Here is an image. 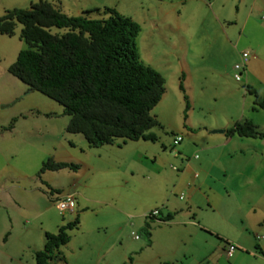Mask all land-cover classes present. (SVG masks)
<instances>
[{
  "label": "rangeland",
  "instance_id": "374dc122",
  "mask_svg": "<svg viewBox=\"0 0 264 264\" xmlns=\"http://www.w3.org/2000/svg\"><path fill=\"white\" fill-rule=\"evenodd\" d=\"M30 1L5 0V8L0 6V12L14 6L27 7ZM50 1L58 4L67 14L83 13L89 17H99L104 15L103 7L110 6L125 15L140 11L141 14L137 12L135 17H144L146 22L148 16L157 17L158 34L147 28L139 39L136 38V46L139 45V58L164 76L165 95L150 109V113L159 122L148 128L156 135V139H124V145L122 139L116 137L110 147L117 152L107 155L114 158L109 172L103 173L99 168L92 170L90 158L96 155L91 153L98 147L103 154L105 151L102 150L107 148V143L89 145L82 133L65 130L68 115L62 111V105L39 90L28 89L23 81L6 70L17 50L24 47L25 43L19 37V22L15 23L12 34L0 33V70L4 73V82L0 88V115L10 118L5 124L6 138L0 139V146L6 147L2 148L5 149L3 151L0 147V187L6 188V197L17 195V203L10 200L7 204H3L5 196H0V264H36L33 251L42 247L44 229L55 231L60 222L73 218L74 213L65 211L64 220L61 221L62 215L55 208L53 197H45L44 200L42 190L48 191V183L58 184L61 191L73 194L71 187H76V192L80 191V188H84L82 179L86 178L89 186L85 184V191L91 194L98 190L95 188V180L107 176L106 186L108 189L112 187L113 191L100 194L107 199L115 196L116 199L113 197L111 200L129 220L134 214L140 215L160 195L163 197L164 186L170 184L174 177L177 170L172 169L171 165H178L179 161L169 152L178 146V143L172 144L175 135L188 131L190 126L196 139L207 135V124L227 108L229 111L238 108L243 112L239 119L246 117L258 128L264 129V108L251 110L253 95L245 89V85H250L257 92L264 93L263 1L257 2L250 12L252 0H235L232 6L224 0L210 4L207 1L211 0H206L208 10L198 13L193 7L197 5L193 0H189L186 8L180 10V0H167L164 11L157 9L158 15L149 13L150 10L147 13L142 11L139 0ZM94 4L98 5L96 9L86 8V12L81 11L82 7ZM174 20L180 22L179 27L173 26ZM60 29L50 27L52 32ZM242 50L249 52V57L239 79H235L232 64L239 60ZM246 64L250 71L253 70L248 79ZM179 82L182 84L181 89ZM242 138L243 143L240 145L244 152L235 161L245 171L239 187L229 188L227 192L220 188L218 193H214L217 183L212 178L211 189L201 185V190L207 192L213 201V207L193 208L194 217L200 225L205 223L210 228L193 225V229L189 230L188 225V228L183 227L177 236V260L170 262L222 264L223 256L217 255V251L222 252L229 235L242 238L243 242L239 244L254 245L264 238V137ZM201 142L203 144L204 140ZM118 145L122 147L117 148ZM16 146V151L10 149ZM143 146L148 151L146 154L141 153ZM195 153L199 155L202 152L193 148ZM126 157L132 164L129 167L133 171L132 176L125 175L123 169L122 158ZM47 159L73 162L77 167L40 170L42 162ZM100 160H104V156H100ZM141 173L147 175V178ZM157 173L161 177L158 178ZM11 184L13 186H9ZM20 187L28 190L23 191ZM56 191L59 192L53 190L51 194L54 195ZM172 191V195L177 197L179 190ZM86 204L88 209L83 214L90 217L91 212H100L103 216L117 212L103 202L88 201ZM82 222L81 227L86 228L85 219ZM152 224L153 221L150 226ZM142 226H130L128 223V232L123 237L121 235V240L116 223L100 227L98 232L93 231L91 234L102 240L108 238V245L117 241L119 246V242H127L125 238H132L130 229L138 234L139 241L146 239ZM91 234L86 233L88 239ZM69 236L70 241L58 247L65 254L68 264H91L93 254H90L92 252L88 246L82 247L84 244L80 240L82 234L79 230H69ZM85 253L89 255L83 256ZM129 255L136 260L139 254L132 252Z\"/></svg>",
  "mask_w": 264,
  "mask_h": 264
},
{
  "label": "trees",
  "instance_id": "16d2710c",
  "mask_svg": "<svg viewBox=\"0 0 264 264\" xmlns=\"http://www.w3.org/2000/svg\"><path fill=\"white\" fill-rule=\"evenodd\" d=\"M102 13L99 17L67 14L50 0H31L27 7L6 8L0 14V33L12 34L19 22V37L25 43L6 70L28 89L39 90L60 103L68 115L65 130L82 133L89 145L111 143L116 137L122 141L154 140L156 135L148 128L159 122L150 109L164 90V78L139 58L138 22L114 7L104 6ZM51 26L61 29L52 32ZM178 86L182 88L181 82ZM245 89L253 95L250 108H264V93L250 85ZM225 132L264 137V129L246 117L235 120ZM65 166L77 167L73 162L47 159L40 170ZM149 217L166 220L171 214L157 212ZM77 224L75 215L55 231L44 230L42 247L33 251L35 263L54 264L63 259L58 247L69 239V230ZM149 227L144 221L147 241ZM130 261L128 255L120 264Z\"/></svg>",
  "mask_w": 264,
  "mask_h": 264
},
{
  "label": "crops",
  "instance_id": "0c3cea01",
  "mask_svg": "<svg viewBox=\"0 0 264 264\" xmlns=\"http://www.w3.org/2000/svg\"><path fill=\"white\" fill-rule=\"evenodd\" d=\"M188 1L189 0H180L178 9L180 10L182 7L186 8L185 5L187 4ZM193 1L194 4H197V5H193V7L196 9V12L198 13L206 12L207 9L206 0H193ZM213 1L216 2L217 0L207 1V3L209 4L213 3ZM225 1H227L231 6L235 4V0H224V2ZM259 1L264 2V0L251 1L249 5L250 12L253 6L256 5V3ZM139 2L141 3L140 5L141 10L144 11L145 13H147L150 10L149 13L154 12L155 14H157V9L158 10L162 9L164 11L165 5L167 6L166 4L167 0H139ZM4 4H6L5 0H0V6L2 8H5ZM96 6L98 5L94 4L90 7L88 6L82 7L81 11H83L86 8L89 9ZM137 12L140 13V11ZM137 12H134L133 15H128L132 19L137 21L139 24V31L136 38L139 39L141 33L145 31L147 28L148 29L150 28L154 32V34L155 33L158 34L159 20L156 19L157 17H154L153 15L148 16V20L146 22L144 17L141 19H139V17H135L136 16L135 13L137 14ZM172 23L174 27H179L180 25V22L178 20H174L172 21ZM169 24L172 25L170 22ZM150 33H151L150 30H148V34ZM137 47L139 50V45ZM248 65L250 67L252 66V64L250 63ZM246 67L248 72L246 78L248 79L249 76H252L253 70L250 71L247 64ZM156 70L158 71V69ZM3 78H4V73L0 70V88H2L1 83L4 82ZM164 82H165V78H164ZM164 95H165V88L160 96V99H162ZM251 110L258 111V109H251ZM242 115L243 112L238 108H235L232 111H229V109L227 108L226 111H222L219 117L218 116L215 117L213 121H210V123L207 124V127L205 128L207 135H202L201 137L204 140L203 144L201 142L202 141L201 138L199 139L195 138L194 136L195 132L193 131V128L191 126L190 129H188V131L186 130V132H183L181 135L177 134L180 136V139L176 142L178 143V146L175 150H173V152L172 150H170L169 154L172 153L174 157H177L179 163L178 165L172 164L173 166H175V168L172 167L171 168L177 171L175 172L174 177L172 178L170 184L168 185L166 184L164 186L163 197L162 195H160L157 199H155V201L152 202V205H150L149 207H145V209L143 210L142 213H140V215L134 214L130 216L129 220H126L123 211L120 209L118 205H116V203H114V201L111 200V198L113 197L114 199H116L115 196L113 197L109 196V198L107 199L106 197L100 194L103 191H113L112 187L111 189H108V186H106V182H108V179L106 180L107 176H105L104 179L103 177H101V179L99 177L95 180L96 182L95 188H98V190L97 191L95 190L91 194L90 193L86 194L85 191V184L89 186V180L87 179L88 180L87 181L86 178L82 179L81 183H83L84 188L83 189L80 188V191L76 192V187L74 188L71 187V190L74 194L73 195L74 207L75 205L77 207L76 209L73 207V209L71 211H67V213L72 212L74 213L73 217L75 215L78 217L77 227L73 229L79 230V232L82 234L81 238L83 240L80 239L81 242L84 244L82 247L84 248L85 246H88V249H90V251L92 252L90 253L93 254L91 264H120L132 252L138 253L139 255L137 256L136 260L134 257H131V261L129 264H136L137 262L138 264H163L165 261L177 260L176 259L177 257H175V254H177L176 250L178 248L176 246V244L178 243L177 236L180 235L179 233L182 231L183 227L186 228L188 225L189 230L193 229V225L200 228H202L203 226H207L208 228H210L205 223H201L200 225L199 221L197 219L195 220L193 208L204 207V209H207L208 207L209 208L213 207V201H211L208 193L201 190V185L203 184L206 186L207 189H211L210 178H212L213 180L216 179L217 186L216 188H214L213 191L214 193H218L220 191V188L226 190L227 192L229 188L239 187L238 184L241 182L240 179L241 177L244 176L245 171L243 170L244 167L239 166V164L237 165L235 161L239 160L240 157L239 155L243 154L244 152L243 147L240 145V143H243V138L242 136L236 134H232V135L227 134L225 132V128L230 126L235 120L239 119ZM9 119L10 118L6 119V115L4 114L0 115V139L6 138L5 124L6 121H8ZM215 128H222L223 130L222 131L214 130ZM132 140H136V139H132ZM110 144L111 143L109 144L107 143L108 145L107 148H104L105 150L104 149L102 150L105 151L103 154L100 150H98V147L95 148V150H93L92 153L91 151L89 152L87 151L88 153H91V155H93V153L96 155L93 157V159L90 158L91 160L90 166L92 170H94L95 168H99L103 173L109 172L110 170L109 168L111 167L114 158H110L107 155L111 154L112 152H117L116 149L111 148L112 146ZM123 144L126 145L124 141ZM193 145L195 146L193 147ZM0 147L2 150V148H4L5 146L2 145ZM119 147L121 148L122 146L118 145L117 148ZM17 148L18 146L14 147L13 149L12 148L10 149L12 151H16ZM142 148L143 149L141 153L146 154V152L148 151H145L146 149L144 146ZM193 148H197L198 150H201L202 153H200L199 155H197L196 153L193 154ZM137 153H139V151ZM100 156H104V160H100ZM122 164L124 166L123 169L125 170V175L132 176L133 171L131 168H129L130 166H132V164L129 158L127 157L122 158ZM141 175L147 178V175H143V173H141ZM199 175H201L200 179H199ZM157 177L158 178L161 177V174L157 173ZM48 185H49L48 188H52V190H58L59 192L56 191V193L53 195L51 194V192L41 189L45 195L44 200L45 197L49 199V197H54L55 195L63 192L61 191L60 187H58L60 186L58 184L53 185L52 183H48ZM76 185L77 183L74 184V186ZM9 186H13V185L11 184ZM20 188L22 190L24 189L25 191L28 190V188L25 189V187H20ZM176 189L179 190L177 197L176 195H172L173 192L172 190H176ZM5 190L6 188L0 187V196L1 197L5 196L3 199L4 200L3 204H7L8 201L10 200L13 203H17V198H16L17 195L16 197L13 195L12 196L8 195L6 197L7 192H5ZM124 195H126V193ZM200 197L202 198L201 202H199ZM88 201H98L109 204L111 207H113V209L119 212V214L117 212H110L109 215L103 216V213L91 212V217H90L88 216V214H83L85 213L86 209H88L86 204ZM129 201L131 202L132 200ZM154 207L158 208V212L160 215L170 213L171 217L169 219L162 220L155 217H147L144 215L145 212H147L148 210ZM63 213H61L62 215L61 221L64 220ZM83 219H85V221L87 222V225L85 226L86 228L81 227V224L83 223L82 222ZM144 221H148L149 223L153 221V224L149 227L148 241L147 238L139 241L138 240L139 236L137 235L136 237H134L133 233L136 232L130 229L129 232L132 234V238L130 240L125 238V241L127 242H119V246L116 243L117 241L115 240L116 242L109 243L112 246L111 247L107 243L109 242L108 238L102 240L100 237L98 238V236H94L91 234V232L93 231L98 232V229L100 227H106L107 224L111 225L112 223H116V228L119 229L118 233H119V238L121 240V235L123 237L124 234L128 232V228H129L128 223L130 226L134 225L139 227L141 226V224H144ZM63 222L64 221L60 223ZM86 233L91 234L89 239L88 236H86ZM70 239L71 238L69 236V239L65 243H63V245H66V243H68ZM226 240L234 242L236 245L229 255L225 253L224 244L222 247V252L217 251V255L223 256L222 264H264V238L261 239L259 242L254 243V245L246 244V243L239 244L238 242H243V241L242 238H240L237 235H233V236L229 235ZM173 243H175L174 246ZM88 255L87 253L83 254V256H88ZM64 256L65 254H63V259L54 261V264L57 263L68 264Z\"/></svg>",
  "mask_w": 264,
  "mask_h": 264
},
{
  "label": "built area",
  "instance_id": "2783aa9c",
  "mask_svg": "<svg viewBox=\"0 0 264 264\" xmlns=\"http://www.w3.org/2000/svg\"><path fill=\"white\" fill-rule=\"evenodd\" d=\"M249 57V52L246 50H242L239 54V60L235 61L232 64L233 69V77L235 79H239V75L241 73V70L244 69L245 63ZM180 139L179 135H176L172 139V143L175 144ZM172 168H175V166H171ZM53 203L55 208L59 213H63L65 211H71L74 207V196L71 192H62L60 194H57L53 197ZM158 212V209L156 207L151 208L147 212L144 213L145 216H153L156 215ZM138 234L133 233V236L136 237ZM263 236V235H262ZM256 237H258L256 235ZM236 244H234L231 241H228L225 243V253L229 255Z\"/></svg>",
  "mask_w": 264,
  "mask_h": 264
},
{
  "label": "water",
  "instance_id": "95a60500",
  "mask_svg": "<svg viewBox=\"0 0 264 264\" xmlns=\"http://www.w3.org/2000/svg\"><path fill=\"white\" fill-rule=\"evenodd\" d=\"M214 130L222 131V128H215Z\"/></svg>",
  "mask_w": 264,
  "mask_h": 264
}]
</instances>
